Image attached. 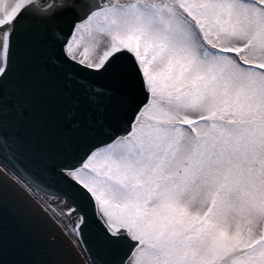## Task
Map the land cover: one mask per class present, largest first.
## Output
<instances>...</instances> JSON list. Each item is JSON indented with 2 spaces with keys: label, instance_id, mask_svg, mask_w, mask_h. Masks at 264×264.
Instances as JSON below:
<instances>
[{
  "label": "snow or ice",
  "instance_id": "1",
  "mask_svg": "<svg viewBox=\"0 0 264 264\" xmlns=\"http://www.w3.org/2000/svg\"><path fill=\"white\" fill-rule=\"evenodd\" d=\"M0 264H264V0H0Z\"/></svg>",
  "mask_w": 264,
  "mask_h": 264
}]
</instances>
